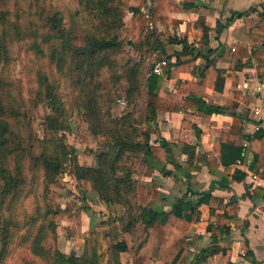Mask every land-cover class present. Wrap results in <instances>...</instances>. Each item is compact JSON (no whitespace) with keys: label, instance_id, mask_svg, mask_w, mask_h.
Returning <instances> with one entry per match:
<instances>
[{"label":"trees","instance_id":"trees-1","mask_svg":"<svg viewBox=\"0 0 264 264\" xmlns=\"http://www.w3.org/2000/svg\"><path fill=\"white\" fill-rule=\"evenodd\" d=\"M75 0V8L66 27L61 11L46 9L42 0H28L27 13L11 0H0V264H6L11 245L16 242L28 246L32 256L44 264H120L126 253L131 264H200L208 256L222 253L230 262V250L219 247V235L228 234L230 224L239 221V200L249 197L264 202V187L248 184L246 191L232 194L227 201L212 190H195L189 179L193 171L205 166L213 173L219 166L223 174L218 188L230 189V177L235 181L246 179L247 173L232 165L243 161L250 153L248 168L261 170L264 176V130L244 132L243 115L235 114L230 126L222 130L210 151H196L189 140V130L197 128L183 120L182 152L187 158L181 167L173 158L171 143L156 140V112L191 113L201 117L224 113L229 107L210 104L204 98L206 88L221 90L224 74L215 67L212 55L215 49L207 43L196 44L187 35L174 32L165 35L157 22L178 25L174 12L195 7L192 0L177 3L174 0ZM130 12L129 22L123 20ZM241 15V12L236 13ZM32 16H36L32 17ZM227 18V23L233 18ZM254 29L264 34V9L259 12ZM225 26L217 20L215 38ZM192 34L200 36L209 30L200 20L190 22ZM24 43L37 58H45L48 66L34 70L35 82L26 98L19 81L12 75L11 65L16 57V45ZM261 46L263 48L255 47ZM180 45V49H175ZM252 56L264 60V35L253 40ZM126 46L138 53L137 60L119 57ZM174 58V60H172ZM198 58L204 63L198 64ZM164 59L162 73L153 72L154 61ZM191 72L196 80H182L179 73ZM108 72L109 80L103 79ZM57 74L65 77L77 95L69 107L63 102L57 85ZM178 78L175 91L166 89L165 78ZM124 85L122 93L117 84ZM144 97V106L138 114V101ZM117 97H123L127 110L114 116L111 112ZM48 110L42 120V135L32 127L28 114L36 106ZM72 123L81 139L86 134L106 139V148L95 153L96 163H79L75 148L66 142ZM91 152V151H90ZM141 158L145 175L158 170L164 176L182 179L186 190L174 197L169 207L163 206L164 195L157 181L149 184L134 176L130 164ZM173 163L179 172L166 167ZM76 179L82 195L58 182L65 166ZM37 185H42L43 196L34 211L22 213L18 205ZM88 192L106 205H120L123 214L109 224L113 237L106 248L104 232L91 225L82 231V212L90 211ZM161 201V204H160ZM207 205L216 220L207 224L212 243L194 251L186 232L201 219V205ZM55 219L75 220L82 235L89 238L90 255L66 254L49 244L55 239ZM133 236V240L126 234Z\"/></svg>","mask_w":264,"mask_h":264},{"label":"crops","instance_id":"crops-1","mask_svg":"<svg viewBox=\"0 0 264 264\" xmlns=\"http://www.w3.org/2000/svg\"><path fill=\"white\" fill-rule=\"evenodd\" d=\"M181 3L183 0H174ZM194 8L174 12L172 17L177 19L178 25L157 22L156 27L165 35L177 32L187 35L190 42L196 44L207 43L209 47L216 51L212 55L214 65L225 71L224 84L221 90L206 88L204 98L210 104H217L229 107L224 113L212 114L209 117H201L189 112H166L157 110L156 112V140L160 138L168 140L173 148V155L177 156L176 162L181 167L185 166L186 154L182 152L184 137L181 132L183 120L194 124V128L189 130V140L196 146V151H210L213 149L216 139L222 130L227 129L235 114L243 115L246 118L244 124L245 133H253L254 124L258 120L253 114V108L261 105L262 116H264V100H261L254 91L255 82L258 79L264 81V60L257 62L252 56L253 40L258 36H263L262 32L254 29L260 16L259 12L264 9V0H192ZM241 12V15L236 13ZM234 15L227 23V18ZM130 18V16H129ZM200 20L209 28L207 32L200 36L192 34L190 22ZM217 20L225 23V26L215 38V26ZM129 22V20H128ZM232 47L234 49H232ZM263 48L261 46H255ZM175 49H180V45H175ZM134 55L130 58L137 60L139 55L134 50ZM174 60V58H172ZM198 64H203V58H198ZM182 80H196V77L187 71L179 73ZM166 89L175 91L178 85V78L171 77L164 79ZM264 130V129H263ZM250 153L247 151L243 161H238L232 165L247 173ZM166 167L172 171L179 172L173 164L168 163ZM223 174V167L219 166L213 173L209 172L205 166L200 170L193 171L189 183L195 190H212L214 195H219L225 201L232 194L241 195L246 191L249 179L235 181L230 177V189L218 188V181ZM142 182L149 184L155 180L160 185V190L164 195L163 206L169 207L174 197L180 196L186 190L184 177L182 179L174 176H164L158 170L151 175L142 176ZM264 187V183L258 185ZM179 190H181L179 192ZM101 209L106 205L100 203ZM105 205V207H104ZM202 212L201 219L192 224L187 230V238L190 247L194 251L209 246L212 243L211 233L206 227L209 222H214L216 217L209 214V208L203 204L200 206ZM85 212H82L84 220ZM86 215V214H85ZM239 221L230 224L228 234L219 235L217 244L230 250V262L227 263L222 253H216L207 257L200 264H264V202L251 200L244 197L239 200ZM242 251L245 254L242 255ZM125 254V253H123ZM121 254V258L123 256ZM131 264V259L130 263Z\"/></svg>","mask_w":264,"mask_h":264},{"label":"rangeland","instance_id":"rangeland-1","mask_svg":"<svg viewBox=\"0 0 264 264\" xmlns=\"http://www.w3.org/2000/svg\"><path fill=\"white\" fill-rule=\"evenodd\" d=\"M28 0H11L12 8L16 5L20 6L24 13H27L29 8L27 5ZM142 0H129L127 4H138L141 3ZM147 0L144 1L146 5ZM42 3L45 4L46 9H56L61 11V14L64 17L66 27L70 25V16L75 8V0H42ZM130 16V12L125 11V15L123 20L128 23ZM35 17L36 16H32ZM134 49L131 46H126L123 54L119 55V57H128L134 55ZM155 62V61H154ZM39 67H43L46 71H51L53 75H56V72L52 67L48 66V63L45 58H37L31 51L26 49V45L24 43H20L16 45V57L11 65V71L13 77L18 79L19 86L21 87V91L23 95L28 98L30 96V91L32 92V87H34L35 82L33 80L34 70ZM57 79H59L58 86L59 92L61 94V98L67 107L70 105V99L72 96L77 95L74 88L71 87L67 82L66 78L57 74ZM103 79L109 80L108 72H105L103 75ZM124 84L119 82L117 84L118 92L122 93ZM144 106V97L140 98L138 101L137 109L138 114L142 112ZM48 110V108L44 106H36L30 109L28 114L32 118V127L36 135H42V120L44 113ZM127 110V103L125 105L114 104L111 112L114 116H119L123 114ZM76 111L74 110L72 115L70 116L71 121V130L67 131L66 134V142L68 145L75 148V153L79 163L84 165H94L96 163L95 153L102 148H106V139L100 135H90L86 134V140L81 139L79 132L75 131V125L72 123V119L74 120L76 117ZM91 151V152H90ZM174 160H177V156L173 155ZM130 164L134 169V176L142 181V175L146 171V166L143 163L142 159L133 158L130 160ZM58 182L69 187L73 194L82 195L80 190L76 185V179L72 176L70 172V166L66 165L64 170L58 175ZM181 190H179L180 192ZM43 196V187L42 185H37L34 191L24 198L18 205V213L19 218H22V213H30L34 211L38 202L40 203ZM88 204L90 205V211H84V220L82 219V231L89 228V226L94 225L100 227L104 232V243L107 248L110 244V241L113 237V233L109 230V224L116 221L123 214V207L120 205H106V208L101 209L99 200L94 192H88ZM101 203V202H100ZM161 204V201H160ZM104 205V207H105ZM56 223V236L55 239H50L49 244L59 248L66 254H84L86 256L90 255L91 244L88 237L82 235V232L79 231L76 227L75 220L63 221L60 219H55ZM130 239L133 240V236L126 234ZM121 264H129L130 258L125 253L121 258ZM6 264H44L36 257L32 256L28 246L24 244H18L17 242L14 245H11L10 252L6 257Z\"/></svg>","mask_w":264,"mask_h":264},{"label":"built area","instance_id":"built-area-1","mask_svg":"<svg viewBox=\"0 0 264 264\" xmlns=\"http://www.w3.org/2000/svg\"><path fill=\"white\" fill-rule=\"evenodd\" d=\"M232 49H234L232 47ZM166 64L164 59L157 60L153 63L152 70L155 73L161 74L162 67ZM254 91L259 96L261 100H264V81L258 79L254 85ZM116 102L118 105H125L126 100L123 97H117ZM253 114L257 116L258 120L254 124V129H264V116H262L261 105H258L253 108ZM242 122L246 124V118L242 119ZM247 178L251 182L252 185H261L264 183V176L261 174V170L253 171L247 170ZM245 254V251H242V255Z\"/></svg>","mask_w":264,"mask_h":264},{"label":"water","instance_id":"water-1","mask_svg":"<svg viewBox=\"0 0 264 264\" xmlns=\"http://www.w3.org/2000/svg\"><path fill=\"white\" fill-rule=\"evenodd\" d=\"M88 263L91 264L90 261H88Z\"/></svg>","mask_w":264,"mask_h":264}]
</instances>
